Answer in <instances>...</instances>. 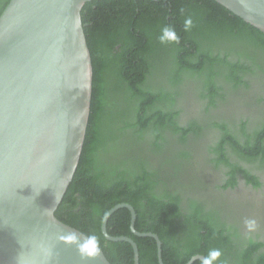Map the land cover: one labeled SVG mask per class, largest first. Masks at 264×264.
I'll list each match as a JSON object with an SVG mask.
<instances>
[{"label":"trees","instance_id":"obj_1","mask_svg":"<svg viewBox=\"0 0 264 264\" xmlns=\"http://www.w3.org/2000/svg\"><path fill=\"white\" fill-rule=\"evenodd\" d=\"M9 2L0 0V14ZM80 16L92 64L90 110L56 219L95 234L110 264H134L132 246L101 231L120 204L133 208L136 232L158 237L163 264H186L211 249L222 252L216 264H264V240L243 237L226 206L189 197L200 188V158L225 171L223 188L235 186L237 174L260 186L239 162L264 169V117L249 125L229 108L249 90L246 106L264 105V34L214 0H94ZM189 16L193 27L184 31ZM166 25L179 44L159 42ZM130 226V211L120 208L106 233L131 239L138 264H159L156 241Z\"/></svg>","mask_w":264,"mask_h":264},{"label":"water","instance_id":"obj_2","mask_svg":"<svg viewBox=\"0 0 264 264\" xmlns=\"http://www.w3.org/2000/svg\"><path fill=\"white\" fill-rule=\"evenodd\" d=\"M94 0H10L0 14V264H110L103 252L84 261L59 238L80 231L54 216L79 163L89 117L92 64L80 11ZM264 34V0H214ZM135 212L120 204L103 217ZM46 209H48L46 211ZM186 264L199 260V256Z\"/></svg>","mask_w":264,"mask_h":264},{"label":"flooded vegetation","instance_id":"obj_3","mask_svg":"<svg viewBox=\"0 0 264 264\" xmlns=\"http://www.w3.org/2000/svg\"><path fill=\"white\" fill-rule=\"evenodd\" d=\"M251 92V90L244 92V98L241 101V103H243V101L244 103L242 105L237 106L236 104H230V108L226 105V107L224 106L223 110L220 108V110H217L216 112H214V114H223V111L226 108H229L234 112L236 118L241 117L243 120H247L249 125L256 124V121L264 117V105L246 106V102L251 103L252 101L250 100V97L252 95ZM249 128H251V126H249L248 129ZM203 149L204 147L202 148V150ZM202 154L204 157L206 155L205 158H207L208 154L206 152L203 151ZM200 161V168H198L200 170V188L196 185V187L192 186L189 189V197L197 200L198 202L207 200L213 203V205L216 203H222V205L226 206V208L228 209L227 213H229L228 216L231 219L229 221H231V223H237L238 227L240 228V233L243 235V237L248 238V236H250L253 239H256L258 237V241H263L264 169L252 168L251 166H248L243 162H239L240 165H242L246 169L251 170L253 175L258 177L260 186H252L251 184L247 183L243 177L237 174L235 179V186L223 188L222 186L227 180V177L224 173L225 171H223V169H217L216 171H213L209 166H206L205 163L202 162L201 158ZM196 171L198 170L196 169ZM184 198L186 199L187 197ZM209 204H207L208 207ZM249 218H255L258 222V230L255 233L249 234L246 232L244 221Z\"/></svg>","mask_w":264,"mask_h":264},{"label":"clouds","instance_id":"obj_4","mask_svg":"<svg viewBox=\"0 0 264 264\" xmlns=\"http://www.w3.org/2000/svg\"><path fill=\"white\" fill-rule=\"evenodd\" d=\"M193 27L192 17H187L184 20V31H190ZM161 44H179L180 38L177 35L175 29L171 26H164L161 29L158 37ZM48 209H46L47 211ZM246 232L251 234L258 230V222L255 218H249L244 221ZM66 245H74L77 253L84 261L95 260L101 254L100 240L95 234L85 235L83 233H77L70 231L67 234H62L59 238ZM222 252L220 249H211L207 255L199 256L200 264H216L220 259ZM196 258L195 256L192 259Z\"/></svg>","mask_w":264,"mask_h":264}]
</instances>
